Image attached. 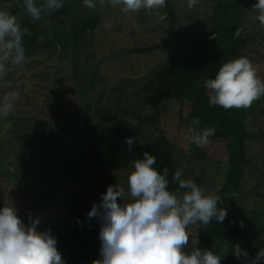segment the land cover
<instances>
[{"label": "trees", "instance_id": "1", "mask_svg": "<svg viewBox=\"0 0 264 264\" xmlns=\"http://www.w3.org/2000/svg\"><path fill=\"white\" fill-rule=\"evenodd\" d=\"M1 1L13 15L26 12L22 3H14V6L9 8L10 0ZM103 1V10L83 20L75 19L69 32L65 34L67 49H69L67 55L76 58V63H79V60L91 58L96 52L93 44L94 34L100 29L105 14L113 11L115 6L122 8V5L113 6L109 0ZM212 1L213 5L209 9L211 17L208 34L198 38L194 47L186 51L187 58L182 60L174 54L170 61L150 71L148 79L141 81L133 79L130 84V86L135 85L141 92L152 93L151 97L145 96V99L154 98L153 107H147L144 110L138 106H141V101L137 98L133 103L128 101L130 106H126L127 101L123 98V95H126L124 92V87L127 86L126 78L119 83V87L122 88L118 89L119 98L115 103L109 101L106 104L102 102V98L96 103H91L93 97L89 95V91L92 90L93 84L100 81L99 84L104 85L106 81H103L99 74V65L95 64L90 76L81 74L77 69L73 71L74 82L81 96L79 105L74 100L70 102L57 100L55 105H52L48 99L47 108L34 107L39 109L38 114L19 115L11 111L6 120L0 118V121L10 120L13 123L8 130L9 135L15 134L17 138L6 145L5 153L10 151L17 167L21 168V175H29L25 176V179L30 180L31 168L39 169L44 166L48 171L49 167L51 168L50 164L55 163V166L62 170L63 178H79L86 184L76 193V196L74 195L72 202L71 199L74 196L56 197L57 204H60L55 217L58 222L51 221L53 217L51 214L47 215L50 216L49 220H46L47 223L49 222L47 227L50 226L53 235L57 238L58 251L66 264H92L94 260L100 258L101 225L95 218L89 221L87 213L94 202H100L101 194L106 193L107 188L104 185L116 183L127 186V176L133 170V162L142 158L143 152L147 151L156 157L157 163L154 167L161 174L164 169L168 170L170 191H184L179 189L178 184L172 180L174 172L180 170V163L168 131L161 123V118L167 116L168 110L173 111L175 105L178 106L177 113L181 121L191 126L193 118L199 117L201 128L216 129L215 134L209 138L208 144L203 148L192 144L195 162L212 161L218 168L227 167L225 183L214 195L220 197L218 206L227 209L228 217L223 223L213 221L208 226L200 223L190 225L187 229L190 240L185 250L190 251L196 247L212 250L220 256L221 264H241V261L232 254V248L239 243L242 249L249 253L252 244L249 239L250 233L245 225L253 229L257 236L264 234V209L248 210L240 204L244 197L242 193L244 181H258L257 190L264 188V171L260 172V166L264 167V164L258 158L251 157L248 149L249 142L255 141L260 133H264V130L259 133L252 131L249 127L252 119L260 124L264 123L261 120H264V101L259 102V105L251 104L247 108L239 109L225 110L220 107H209L210 92L203 86V81L214 78L220 66L240 57L248 58L256 72L264 69V26L260 25L257 19L258 12L253 9L257 0ZM173 2V0H163V8H160V11L165 14V19L169 21L167 36L161 43L135 48L133 53L149 55L166 48L172 42L177 24ZM73 8V1L65 0L62 9L42 17L53 20L74 18ZM152 10L141 9L135 13L129 12L133 19L139 21L134 23L133 32H138L137 23L139 26L145 24ZM115 11L122 10L115 9ZM249 12H253L254 16L250 17ZM121 13L118 12L115 15L118 16ZM21 27L29 30V34L23 37L22 42L25 47V58H31L40 45L42 32L30 21L22 23ZM116 32H124V29L120 27ZM213 35L215 39L212 38ZM59 41L62 42L61 39H57V36L51 39L53 48H56L54 46ZM126 53L130 51L120 52V54ZM103 115L106 117L101 119ZM31 117L39 118L34 121L36 126L28 121L32 119ZM103 121L107 125L110 124V127H106ZM5 125L6 123L0 125L1 131ZM31 126L33 127L29 129ZM259 126L264 128V124ZM36 130L39 133L32 135ZM57 131L60 132V136L55 135ZM137 135L141 136L140 143H136ZM129 137L135 138L131 152L119 150L114 146V141L122 140L125 143L126 138ZM64 143L68 145L70 151L67 156L51 151L61 150L65 147ZM33 148H39L40 155L48 157V162L30 158L29 153ZM1 158L4 159V157ZM28 158L31 160L30 164L27 163ZM69 166L72 169H68ZM1 172L2 170H0V207L11 206L10 203L15 199L16 193L19 195L24 191L13 190L8 197L7 189L11 179H4ZM122 173L128 175L120 178L118 175ZM20 174L18 172L13 174L18 185L23 183L22 178H24ZM193 180L206 190L201 177ZM31 183L38 196L33 203L37 205L38 199L44 201L46 206L56 203L52 191L38 189L37 180ZM231 206L240 209L241 214L231 209ZM20 209L22 216L26 219H28L27 214L36 212L33 206ZM40 212L39 215H41ZM244 214L250 217L247 222L243 217ZM78 220L83 223H77ZM40 221L45 220L40 218ZM241 221L244 223L243 228L240 227ZM27 223L28 221L25 224ZM249 256L254 258L256 255L249 254Z\"/></svg>", "mask_w": 264, "mask_h": 264}, {"label": "rangeland", "instance_id": "2", "mask_svg": "<svg viewBox=\"0 0 264 264\" xmlns=\"http://www.w3.org/2000/svg\"><path fill=\"white\" fill-rule=\"evenodd\" d=\"M72 1L74 4V18H61L53 20L48 17H42L41 20L33 22L27 12L15 15L18 24L22 25V23L30 21L42 32L40 45L34 55L31 58H25V61L20 66L12 64L10 60L7 63L6 71L3 77L0 78V97L10 92H17L19 94L13 105L12 111L15 114L29 116H32L30 113L38 114L40 112L39 109L34 107L43 106L44 108H47L46 101L48 99L51 101L52 105H55L57 100H65L67 102L74 100L76 104L79 105L78 101L81 96L79 95L78 88L74 82L75 79L73 77V71L77 69L81 74H84L85 76L86 74H89L90 76V73L94 70L95 64L99 65V74L101 75L103 81L106 80L107 83L105 81L104 85H100V81H97L93 84L92 90L89 91V95L93 97L91 99V103H96L101 98L102 102L104 101L106 104H108L109 101H113V103H115V101L119 98L118 89L122 88L119 87V83L122 82V80L125 81L126 78L125 85L127 86L124 87L126 95H123V98L127 101L126 106H130L128 101L133 103L135 102L134 100H136L135 98H137L141 101V106H138L142 107L144 110L147 107H153L152 105L155 104V101L154 98H150L152 93L141 92L135 87V85L130 86V84L133 82V79L139 81L148 79V73L150 71L170 61L174 54L182 60H185V58H187L186 51H189L194 47L198 38L208 34V24L210 23L211 17L209 9L213 5L212 0H198L196 6L190 9L188 7V0H173L174 11L177 19L173 40L166 48L149 55L133 53V49H137L142 46L159 44L167 36L169 21L165 19V14L160 11V8H163L164 5L163 0L158 7L153 8L144 25L139 26V23H137V33L132 30L135 27L134 23L139 21L133 19L130 13L125 14L122 11H115V9H121L120 6L119 8L115 6L113 11H108L105 14V17L101 22L102 24H100V29L94 34L93 44L96 52L91 58H88L87 60L82 59L79 60V63H76V58H73V56L69 57L67 55L69 49H67L68 45L65 41V34L69 32V29L73 25L75 19L80 18L83 20L88 18L93 13L103 10L102 7L104 6V1L95 0L96 7L93 9L84 7L82 0ZM0 10H8L1 0ZM118 12L122 13L116 16L115 14ZM249 16H254L253 12H249ZM120 27L124 29V32H116V30ZM54 36H57V39L62 40V42L59 41L56 43L54 46L56 48H53V42H51V39ZM47 42L48 44H46ZM123 50L130 51V53L120 54ZM257 76L264 81V69H259L257 71ZM149 95V99H145V96ZM263 101L264 96H261L252 104L259 105V102L263 103ZM174 107L175 109L173 111L168 110L165 118L164 116L161 118V123L168 131V135L172 140L176 157L179 159L180 170L184 174L183 178H190L193 180L197 177H201L204 180L206 192L210 195H214L225 183L227 167L223 166L218 168L212 161H202L199 163L195 162L192 153L193 143H191L190 140L191 134L188 131L190 125L189 123L180 120L177 113L178 106L175 105ZM104 117H106V115H103L100 118L103 119ZM6 118L7 117H5L4 120H6ZM31 118L32 119H29L28 121L36 126L37 124L34 121L39 118ZM4 120L0 121V125L6 123L4 129L2 131L0 129V170H2L1 173L4 175V179H11V183L7 189V195L9 197V195L12 194L11 192L17 189H22V192L24 191L23 194L19 193L18 195V193H16L17 195L10 205H14L16 207L19 218L24 223L28 221L29 214H27L28 219L24 218L20 208L25 206L26 209L32 206L35 207L36 212H33L31 216L45 220L41 221L38 226L39 230H49L50 226L47 227L49 222L47 223L46 220H49L48 217L50 216L47 215L51 214V216H53L51 221L58 220L55 218L60 205L57 204V198H61L62 196H76V193L86 184L79 178H63L61 176L62 170H59L58 166H55V163L50 164L51 168L49 167L48 171L44 166L39 169L31 168L29 172L32 173L30 180L25 179L26 175L20 174L21 168L17 167L10 151L5 153L6 145L11 141H15L17 136L15 134L11 136L9 135L8 130L11 128L13 123L10 120ZM261 120L264 121L263 119ZM102 123H104L106 127H110V124L107 125L105 121ZM263 124H260L256 120L252 119V124H250L249 127L252 131L259 132L264 130V128L259 126ZM32 127L33 126L29 127V129ZM38 133L39 131L36 130L32 135ZM55 135L60 136L61 134L57 131V134ZM258 137L259 138L255 141L249 142L248 149L251 157L258 158V160H261L264 164V133H260ZM141 140V136L137 135L136 143H140ZM30 142H32V139H30ZM114 143V146H116L119 150H128V146L122 140L114 141ZM64 145L65 147L61 150L54 149L51 151L56 154L61 153L67 156L70 153L69 147L66 143H64ZM40 154L41 150L39 148H33L29 153V157L36 158L37 161L40 162L46 161L47 163L48 157H43ZM1 157H4L5 160ZM28 162L29 164L31 163L29 158L27 163ZM68 169H72V167L69 166ZM263 169L264 167L260 166V172H263ZM15 172H18L21 177H24L22 178L23 183L20 185H18L17 180L13 177ZM126 175L128 174L122 173L118 176L123 178ZM36 180L38 181V189L53 192V197L56 203L52 205L48 204L49 206H46L44 201H41V199H38V202H36L38 203L37 205L33 203L34 200H37L38 196L34 192L35 187L32 186L31 182ZM257 183L258 181H244L242 185V193L244 194V197L242 198L240 204L248 210L257 209L261 211L264 209V188L257 190ZM113 185L117 184L115 183ZM118 185L125 188V199H127V186H123L122 184ZM108 186L104 185L105 188ZM75 196L71 199V202L74 200ZM70 204L68 206H70ZM68 206L67 208H69ZM230 208L235 209L237 213L241 214L240 209L233 206ZM39 212L41 215L38 214ZM243 217L245 222L250 219L247 214H244ZM57 222L55 224H57ZM44 226L46 227L44 228ZM245 228L250 233L249 239L252 244L249 254L256 255L261 248H264V234L257 236L254 234L253 229L249 226L245 225Z\"/></svg>", "mask_w": 264, "mask_h": 264}, {"label": "clouds", "instance_id": "3", "mask_svg": "<svg viewBox=\"0 0 264 264\" xmlns=\"http://www.w3.org/2000/svg\"><path fill=\"white\" fill-rule=\"evenodd\" d=\"M198 0H188V7L196 6ZM22 3L33 22L42 16L52 15L65 5V0H10ZM113 6L122 5V12H138L158 7L162 0H109ZM84 7L93 9L95 0H82ZM253 9L264 26V0H257ZM27 28L17 23L8 10H0V78L7 63L20 66L25 61L23 37ZM239 34V30L236 33ZM215 39V36L212 37ZM203 86L209 90V107L225 110L247 108L264 96V81L246 57H240L219 67L214 78L205 79ZM17 92L0 97V118L13 110ZM201 120L194 117L188 131L191 143L203 148L215 134L212 127H200ZM131 152L135 138L125 140ZM156 157L145 151L142 158L133 162V170L127 176V193L120 185H109L102 193L99 203H93L87 219L95 218L101 225L99 231L100 258L92 264H221V258L212 250L198 247L186 251L189 244L188 227L200 223L208 226L213 221L223 223L228 211L218 206L220 197L206 193L192 179H184L183 172L176 170L172 180L181 192L169 190L168 170L158 171ZM41 221L29 215L25 224L13 206L0 207V264H66L58 251V240L52 231H40ZM77 223H83L77 221ZM240 227H244L243 221ZM232 254L241 264H264V248L254 258L239 243Z\"/></svg>", "mask_w": 264, "mask_h": 264}]
</instances>
